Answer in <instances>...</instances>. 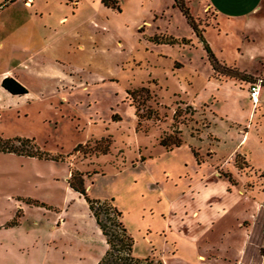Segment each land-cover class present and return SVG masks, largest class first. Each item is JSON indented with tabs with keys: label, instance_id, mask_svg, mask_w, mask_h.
Segmentation results:
<instances>
[{
	"label": "rangeland",
	"instance_id": "374dc122",
	"mask_svg": "<svg viewBox=\"0 0 264 264\" xmlns=\"http://www.w3.org/2000/svg\"><path fill=\"white\" fill-rule=\"evenodd\" d=\"M31 1L28 5L23 0H0V70H18L26 87L11 92L0 84V134L32 136L40 147L62 158L0 150V264H77L75 253L89 247L83 233L100 243L83 195L66 193L70 168L82 172L90 195H113L133 237L132 252L143 255L148 246L144 226L159 222L148 207L160 183L169 189L161 181L163 169L179 171L195 150L196 157L209 156L222 165L219 171L226 172L237 148L252 164L261 165L262 152L254 139L238 142L239 127L222 118L209 117L217 139L200 137L208 116L202 107L185 102L178 90L186 88L189 98L196 97L193 92L203 89L202 75L209 65L201 41L175 0ZM178 2L201 33L207 29L217 55L230 59L242 33L236 25L231 34L217 32L214 6L219 0ZM246 3L235 7L242 9ZM257 13H264V0ZM169 33L180 35V40L169 42L164 37ZM33 60L37 65L30 72L27 67ZM181 62L183 66L177 67ZM193 66L200 73L187 83ZM247 69L264 78L261 59ZM210 74L232 77L212 69ZM141 84L147 85L149 95L139 90L132 100L126 89ZM263 85L260 92L257 85L261 110ZM233 96L247 104L244 94L233 91ZM134 104L141 113L151 114L137 120ZM168 133L178 135L180 144L168 148L160 143L159 137ZM107 140V149L101 151ZM239 172L247 174L244 186L263 188L264 167L247 163ZM27 197L46 201L49 208L24 202ZM55 213L64 220L57 221ZM56 226L58 233L50 235L48 229ZM251 238L246 252L264 259V209L256 214ZM155 240L164 252V242L159 236Z\"/></svg>",
	"mask_w": 264,
	"mask_h": 264
},
{
	"label": "crops",
	"instance_id": "0c3cea01",
	"mask_svg": "<svg viewBox=\"0 0 264 264\" xmlns=\"http://www.w3.org/2000/svg\"><path fill=\"white\" fill-rule=\"evenodd\" d=\"M244 1L219 0L218 6H214L219 18L217 32L231 34L233 25H236L238 27H236V30L242 33L237 39L234 54L230 59L226 56L217 55L218 51L206 36L207 29L204 30L202 35L217 58L227 63H236L252 72L256 68L250 71L247 67H250L252 63L258 65L260 59L264 61V13H257L261 0H247L242 9L235 7L243 4ZM23 2L28 5L32 3L31 0H23ZM171 35L180 36L172 33ZM202 50L204 53V48ZM207 62L209 68L202 75L203 89L193 92L197 100H195L196 97H188L186 88L178 90L184 94L185 102L195 107H202L205 110L204 113L208 116L207 123L200 130V137L217 139V133L210 129L209 117L213 119L222 118L227 125L239 127L237 128L239 133L238 142L246 141L249 137L254 139L256 145L261 149L263 160L261 165H254L246 158L245 151H240L237 148L232 154L231 167L226 166V172H221L218 168L222 165L211 162L209 156L196 157L187 142V147L192 153L190 159L183 161L177 172H172L170 167H168V170H162L164 175H162L163 180L161 181L165 185H169V189L167 187L163 189L160 183V187L154 193L148 207L150 214H153L151 216L159 218V222L152 228H149V224L144 226L148 246L147 252L143 255L147 253L154 254L163 261V264H197L202 261L210 264H264L262 257L256 255V253L246 252V246L254 241L251 235L256 214L264 209L262 203L264 190L263 188L257 189V187L244 186L242 182L247 174L239 172V168L247 163L256 169L264 167V109L261 110L260 107V94L259 100L252 103L247 91L248 80L212 76L210 74L212 68L208 59ZM36 65V61L33 60V64H30L27 68L30 72H35ZM182 66L183 62L177 67ZM188 73L190 76H187L186 80H188L186 82L191 83L192 76L200 72L196 66H193ZM5 74L12 75L22 84L25 83L21 73L14 68H2L0 78ZM259 85L260 92L262 84L259 83ZM206 88L207 90H205ZM233 91L237 95L244 94L247 104L244 105L236 96H233ZM250 134L252 136H249ZM236 152L242 154L245 160L242 166H237L234 163ZM144 158L145 156H140L141 160ZM233 174L238 175L237 179L233 177ZM156 182L158 180L155 179L154 183ZM66 188L68 196L76 193L82 195L69 186L68 183ZM109 197L116 205L113 195H109ZM36 201L25 200L24 202H34L31 204L40 205L46 209L49 208L46 206L48 202L37 203ZM13 202L16 203L17 200L13 199ZM20 203L22 204V202ZM154 207L155 209H153ZM87 209L91 214L88 206ZM55 215H57V221L59 219L64 220L62 215H58V213H55ZM92 227L97 231L100 243H96L91 234L83 233L81 238L88 241L89 247L84 250L79 249L75 253L77 264H95L106 246L104 236L94 217ZM48 230L50 235H56L58 226ZM157 236L165 244L164 252L159 250L154 242ZM150 246L152 249L149 248ZM258 246L255 244L256 249Z\"/></svg>",
	"mask_w": 264,
	"mask_h": 264
},
{
	"label": "trees",
	"instance_id": "16d2710c",
	"mask_svg": "<svg viewBox=\"0 0 264 264\" xmlns=\"http://www.w3.org/2000/svg\"><path fill=\"white\" fill-rule=\"evenodd\" d=\"M106 2V0H103ZM178 4L180 10L185 15L189 24L195 31L198 39L201 41L202 47L206 52V57L210 63L213 71H221L229 76L238 79H246L249 82L256 81L258 78L259 83L264 84V78L259 76H253L252 73L246 69L240 68L237 65H228L227 63L219 60L207 41L203 37L200 29L196 26L193 19L187 12L186 7H184L178 0H175ZM107 3V2H106ZM115 0L112 1V4ZM169 42L179 41L177 37L167 34L164 36ZM154 39H157L154 36ZM182 41H185V37H181ZM0 84L11 92H23L26 90L24 84L19 80L9 74H5L0 79ZM141 90L145 96L149 95V90L147 85H139L133 88H127L126 91L130 94L131 99L135 98V94ZM189 105V104H188ZM176 109L173 110L172 116L174 117ZM134 114L138 118L143 116H149L151 113L148 110L146 113H141L138 110L137 104H134ZM113 117V116H112ZM159 142L170 148L172 145H178L180 137L178 135H161L159 137ZM82 143H76L73 148H77ZM108 146V140L99 149L105 151ZM0 150L3 151H13L18 154L34 155L37 157H50V158H62L57 153H50L44 148L40 147L32 136L28 135H2L0 134ZM195 155V150H192ZM238 156L240 159H238ZM245 162L242 154L236 152L234 155V163L237 166H242ZM67 183L73 189L77 190L83 195L87 202V206L93 215L101 233L104 236L106 246L103 252L100 254L95 264H163V261L156 255L147 253L145 255H136L132 252L133 237L126 228L122 220V211L113 202L111 197H97L90 195L85 189V183L83 181V174L78 169H69V175L67 177ZM264 190V186H263ZM28 200L30 199L27 197ZM35 200V199H34ZM36 201V200H35ZM262 203L264 204V193L262 197ZM197 264H210L206 261L198 262Z\"/></svg>",
	"mask_w": 264,
	"mask_h": 264
},
{
	"label": "built area",
	"instance_id": "2783aa9c",
	"mask_svg": "<svg viewBox=\"0 0 264 264\" xmlns=\"http://www.w3.org/2000/svg\"><path fill=\"white\" fill-rule=\"evenodd\" d=\"M259 79L260 78H258L256 81L248 82L247 91L252 103H256L257 101V85L259 84Z\"/></svg>",
	"mask_w": 264,
	"mask_h": 264
}]
</instances>
